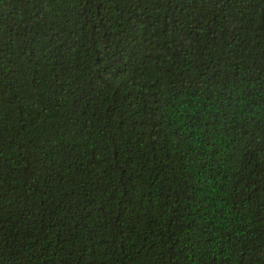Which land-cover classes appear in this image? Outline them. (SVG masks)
I'll return each instance as SVG.
<instances>
[{
  "label": "trees",
  "instance_id": "1",
  "mask_svg": "<svg viewBox=\"0 0 264 264\" xmlns=\"http://www.w3.org/2000/svg\"><path fill=\"white\" fill-rule=\"evenodd\" d=\"M0 264H264V0H0Z\"/></svg>",
  "mask_w": 264,
  "mask_h": 264
}]
</instances>
